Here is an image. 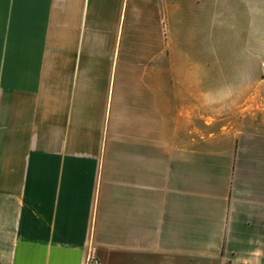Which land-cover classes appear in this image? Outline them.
Segmentation results:
<instances>
[{
	"label": "crops",
	"instance_id": "obj_1",
	"mask_svg": "<svg viewBox=\"0 0 264 264\" xmlns=\"http://www.w3.org/2000/svg\"><path fill=\"white\" fill-rule=\"evenodd\" d=\"M192 2L264 27V0ZM185 7L0 0V264H264V78L177 59Z\"/></svg>",
	"mask_w": 264,
	"mask_h": 264
},
{
	"label": "rangeland",
	"instance_id": "obj_2",
	"mask_svg": "<svg viewBox=\"0 0 264 264\" xmlns=\"http://www.w3.org/2000/svg\"><path fill=\"white\" fill-rule=\"evenodd\" d=\"M187 21L183 31L176 33L175 54L177 59L183 57L195 70L209 73V76H228L232 73L260 72L264 78V27L259 31H230L228 27L211 30L208 25L212 17L207 16L202 8L195 7L192 0H187ZM218 28V27H213ZM115 75L118 68V81L121 63L115 64ZM174 66V65H173ZM178 70L179 69L178 67ZM258 80H187L188 88L228 85L240 88L245 84L253 87ZM195 97L189 96V102Z\"/></svg>",
	"mask_w": 264,
	"mask_h": 264
}]
</instances>
